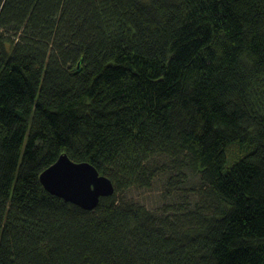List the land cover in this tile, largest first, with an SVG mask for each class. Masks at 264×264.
<instances>
[{"label":"trees","instance_id":"16d2710c","mask_svg":"<svg viewBox=\"0 0 264 264\" xmlns=\"http://www.w3.org/2000/svg\"><path fill=\"white\" fill-rule=\"evenodd\" d=\"M62 155L114 195L46 191ZM0 264H264V0H0Z\"/></svg>","mask_w":264,"mask_h":264},{"label":"water","instance_id":"95a60500","mask_svg":"<svg viewBox=\"0 0 264 264\" xmlns=\"http://www.w3.org/2000/svg\"><path fill=\"white\" fill-rule=\"evenodd\" d=\"M40 181L52 195L86 211L95 210L102 198L115 193L111 180L101 176L93 165L73 162L67 155L46 169Z\"/></svg>","mask_w":264,"mask_h":264},{"label":"rangeland","instance_id":"374dc122","mask_svg":"<svg viewBox=\"0 0 264 264\" xmlns=\"http://www.w3.org/2000/svg\"><path fill=\"white\" fill-rule=\"evenodd\" d=\"M156 164L158 165L159 162L156 161ZM177 172H173L171 174H163L159 176L153 183V186L149 190H135L132 189L128 191L127 193L122 192L119 193L120 200L124 201L125 203L135 202L139 205H144L150 210L158 211L161 208H163V204L165 203V190H168L167 184L168 179L171 176H174ZM185 177L187 178L186 182H183L179 186V190L177 192L176 199L173 201H176L179 195L185 194L187 197V194L189 191L191 192H198L200 188V176L196 172L186 171L184 173ZM188 199V197H187Z\"/></svg>","mask_w":264,"mask_h":264}]
</instances>
